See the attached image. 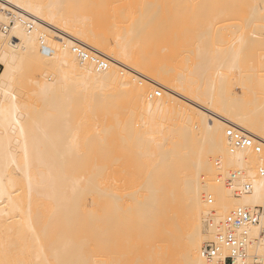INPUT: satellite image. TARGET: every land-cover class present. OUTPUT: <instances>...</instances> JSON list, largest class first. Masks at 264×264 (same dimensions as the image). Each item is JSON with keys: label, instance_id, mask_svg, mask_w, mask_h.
Returning a JSON list of instances; mask_svg holds the SVG:
<instances>
[{"label": "bare ground", "instance_id": "obj_1", "mask_svg": "<svg viewBox=\"0 0 264 264\" xmlns=\"http://www.w3.org/2000/svg\"><path fill=\"white\" fill-rule=\"evenodd\" d=\"M187 1L190 0H139L138 3H133L130 7H127L122 0H53V2H46L45 0L46 3H43L42 0H0L1 10L3 9L0 13V27L8 23L7 15L9 12L19 18L23 16L32 21L30 31L26 30L19 20L13 22L8 33H4L0 28V64L3 67L2 72H0V218L7 217L11 219L16 216L17 199L21 191L26 201H28L34 195L37 185L42 186L46 190V196L53 203L57 201L56 198L59 195V192L56 191H61L60 185H57L60 182H57V180L60 177L61 166L58 165L59 161L56 162L57 157L55 160L51 159L55 155L52 147L50 149H52L53 154L47 148V152L51 154L50 160H44L43 157H40L43 152L38 157L31 156V154V157L28 156L32 147H37V145L46 146V144H42L43 141H40L46 138L45 141L49 143V139L53 135L50 137L48 135L41 136L39 127L27 126L29 121L35 124V121H37L35 119L33 121L32 118L28 119L29 115L32 114L31 110L27 109L28 105L24 103L26 101L24 99L28 96L22 97L16 94V90L14 92V87L17 85L14 80L20 77L17 75L21 74L23 76L22 73L27 72L26 68H22L23 66L20 68L19 65L26 63L27 69H31L28 71H32V75L30 76L31 79L28 78L30 73L28 76L25 74V76L29 79L28 81L31 80L32 82L35 97L32 96V90L25 91L27 94L24 93V95L32 94L29 97L40 102L37 101V104H40L38 108H41L39 109L41 112L42 110L46 111L48 108L52 111L56 110L62 116L65 114L64 119H66L68 113L70 115L67 116L69 117L68 122L71 118L78 122L86 119L96 124L106 120H112L117 125H122L123 122L125 125H129L135 134L142 132L149 138L161 137L170 143L171 147L169 148H165L163 145L158 146L159 151L157 150L156 156H151V163L148 161V173L151 175H148L149 180L145 175L144 177L146 181H149L147 185L149 184L150 188L146 187V182L143 183L145 181V178H143L141 181L143 186L140 183L141 187L144 188H140V190H144V193L140 192L142 193L140 194L142 201L135 200V202L134 199H131L132 203L127 207L124 204L125 208H122L125 209L124 211L128 217L138 212L139 214H136L137 217H135L138 220L139 217H143L144 219L141 220L143 222L148 217L147 212L150 208L146 206L151 203L150 206L152 207L155 203L153 202L155 195L156 197L158 195L159 187L153 190L155 182L159 183L161 181V185L157 184L160 185L159 192L161 195L158 198L161 197V202L162 200L165 201L164 204L167 208L165 212L162 211V209H165V205L162 204L164 205L162 208L160 206V211L164 212L162 213L164 218L161 219L165 221L160 220L161 215L157 218L161 221L160 224H166L167 218L169 221L165 226L160 225L161 228L153 226L157 232L153 231L157 234H150L153 228L149 226L151 230H148L149 227H145L143 225L145 223L142 224L140 221L143 227L148 230V235H152V241L154 242L152 248L154 249L152 250L153 259L157 264H173L176 255L179 256L181 264H224L226 252L223 256L221 255L212 261L204 260L200 256L201 243L204 240L214 241L217 232L220 231L223 219L232 209L236 207L250 208L264 204V180L256 176V168L264 165V78H235L233 76L238 72H224L223 70H226L227 67L225 68L222 64L218 67L219 71L215 73L216 79H218L217 82L221 83L220 86L210 89L204 86V83L201 85L197 77L193 78L201 73L200 65L202 66V63H204L200 61L201 50L199 47L196 48L194 56H186L187 60L183 58L184 62L181 67L185 70L186 75L184 77H181L178 67H176V70L174 65L173 67H171L172 65L169 66L166 70L160 66L157 58L153 56V49H150L156 43L155 35L159 32L162 33L163 28L168 31L167 33L170 36H179L184 33L183 24L186 22L185 19L192 13ZM257 10L261 11V6H258ZM167 25L169 30L166 29ZM41 26L43 28L38 30ZM40 30L46 31L51 37L49 38L42 31L38 33ZM234 35L235 32L232 36ZM135 37L140 40L139 46L130 44ZM41 41L52 51L50 56L41 51ZM74 44H81L88 50L104 57L107 68L104 71H97L88 62L80 63L71 51ZM147 45L148 51L145 49ZM162 49L168 50V47L165 46ZM132 55L138 58L137 62L134 61ZM186 61L189 62L187 67ZM228 66L231 68L234 63H230ZM184 67L186 68L184 69ZM20 69L22 70L20 71ZM212 74L209 75L212 76ZM230 75L232 77H229ZM15 76L17 77L15 78ZM214 76L212 77L214 78ZM23 79L26 78L23 76ZM26 81L24 82L26 83ZM71 81L76 83L71 84ZM231 81L240 83L237 87L224 85V83ZM29 84L31 83L28 82V87ZM32 86L30 85V88ZM153 87L161 89V91H158L160 97L154 96L156 91L152 92ZM235 88L239 92H236ZM31 99H28L27 104ZM35 101L34 103H36ZM29 106L32 107V104ZM45 106L47 108L43 109ZM131 106L140 109L139 123L131 124V118H123L121 114H96L100 110L108 111L113 108L122 110V108ZM93 109L96 113L85 115L86 112ZM39 110L34 111L38 112ZM54 111L53 113H55ZM72 112L84 114L72 116ZM44 113H42L43 116L47 115ZM46 113L49 114V112ZM61 115L58 116L63 119ZM48 119L50 120V118ZM44 120L42 121L43 124L45 123ZM65 121L66 124L67 119ZM38 122L40 123L41 120L38 119ZM55 125L57 124H53L52 127H56ZM45 126L47 125L45 124ZM223 126L227 128L235 127L260 140L262 146L261 156H256L249 150H234L231 152L230 142L225 135L227 128L224 130ZM59 127L56 128L59 129ZM194 129L203 134L206 143L204 147H200L199 155L194 161L196 174L188 177L187 186L183 188V193H181L180 190L171 187V180L176 177L180 170L185 172L188 169V136L189 132ZM51 130L49 129V131ZM64 130L63 128L62 131ZM46 131L48 132V129ZM66 131L68 130L66 129ZM65 134L62 138L68 135ZM71 134V139L74 142L77 135L74 133L72 136ZM57 136L54 138L57 139ZM55 145L53 146L55 147ZM60 146L64 148L63 145ZM69 146L68 148L65 146L67 148V151L66 148L64 150L66 151L65 154L74 147L69 148ZM18 151L22 152L24 156L22 164L17 158L18 155L16 156ZM216 155L222 157L224 164H227V166L239 167L234 171L240 170L248 178L252 185L250 194L235 198L228 191L230 189L227 188L228 190H226V187L213 184L212 176L214 174L211 173V164ZM213 163L218 170L221 169L220 160ZM39 168H43V172L38 170ZM57 170L59 171L57 172ZM31 171L40 175L39 182H31L28 175ZM156 179H160V181ZM150 182H152L153 189H151ZM173 182L175 183V181ZM162 184L165 186V190H161ZM204 194L214 199L211 206L208 205L207 201H204ZM64 200L62 201L64 202ZM157 201L159 202V200ZM140 202L143 205L141 209L145 210L142 211L143 214L141 210L138 211L141 205L135 207ZM145 202H148L147 205ZM108 204L106 206H109ZM155 205L159 208L160 204H154V210L157 209ZM110 207H107L106 210L110 209L108 211L113 213L111 209L114 211L115 209L112 206ZM100 211L103 212V209ZM124 211L122 213H125ZM158 212H155L156 215L160 213ZM107 213L109 214V212ZM149 214L151 213L149 212ZM124 215L122 214V216ZM151 215L154 217V214ZM150 216L146 219L147 223L148 219L149 221L153 220L151 219L153 217ZM122 218V221H125L127 216ZM132 221L127 222V225L126 222L123 224L122 235H129L128 238L127 236L123 237L126 238L124 240L128 239L127 241H130L129 238L134 232L132 231L133 225L139 223V221L137 223L133 222L132 225ZM205 221L207 222L206 227L204 226ZM111 226L114 227L113 224ZM261 228H264V219L260 226L249 230L251 245L248 248V257L257 254L254 251L264 253V236L260 234ZM146 229L143 230L142 228L143 232ZM159 229L163 230L160 231ZM124 232H127V234ZM154 235H156V238L153 237ZM67 239L64 238L58 241L57 245H59L54 249L55 254L60 252L59 249H62L61 251L64 254L59 253V255L65 257V253L73 249L71 248L72 241L68 239L69 242L71 241L70 244ZM95 239L98 238L93 240ZM155 239L156 241H154ZM83 242L80 244H84ZM94 246L99 247L96 244ZM83 249L81 248L82 251ZM257 255L260 260H264V257H262L264 255ZM251 261L246 259L243 262H235L234 264H251Z\"/></svg>", "mask_w": 264, "mask_h": 264}, {"label": "rangeland", "instance_id": "obj_2", "mask_svg": "<svg viewBox=\"0 0 264 264\" xmlns=\"http://www.w3.org/2000/svg\"><path fill=\"white\" fill-rule=\"evenodd\" d=\"M42 1L43 3H46L48 1L53 2V0H46V2H44L45 0ZM122 2L126 4L127 7H130L131 4L138 3L139 0H122ZM187 5L192 10V13L187 19H185L186 22L183 24L185 31H183L184 33H182V35L170 36L167 33L168 31L164 28L162 30V33L159 32L155 35L156 43L150 49H153V56L157 58L158 64L160 66H162L166 70L169 66L172 65L171 67H173L174 65L176 70V67H178V72L182 75L181 77H184V75H186L184 72L185 70H183V67H181L184 62L183 58L187 60L186 56H194L196 48L199 47V49L201 50L200 61L206 64L204 65V63H202L203 67L200 65L201 73L198 75L194 74L195 77L193 78L197 77V79L200 80L199 82L201 85L204 83L203 85L207 86L210 89H214L220 86L221 83L217 82L218 79H216L217 77L215 73L219 71L218 67H220L219 65L222 64H224L225 68L227 67L226 70H223L224 72H238L234 74L233 77L235 78H264V0H190L187 1ZM258 6H261V11L257 10ZM2 11L3 9L1 10L0 7V13H2ZM42 28L43 27L41 26L38 28V30ZM166 29L169 30L168 25ZM41 31L42 30L38 31V33H41ZM42 32L47 34L49 38L51 37V35L46 31L43 30ZM233 32H235L234 36H232ZM130 44L139 46L140 40H138V38L136 39L135 37L134 40L130 42ZM164 45L168 47V50L162 49L163 47H165ZM145 49L146 51H148V45L145 47ZM132 57L134 58L135 62L138 61V58L135 55H132ZM203 57L205 58L203 59ZM188 63L189 62L186 63L187 65L185 64L186 67L188 66ZM230 63H234V66L231 68L228 66ZM207 65L209 66L207 67ZM0 66L2 72L3 67L1 64ZM21 66H23L22 68L24 69L26 68L25 70H27L28 72L27 73L24 70L25 73L23 72L22 75L27 79L25 74L28 76V74L30 73L28 78L31 79L30 76L32 75V71H28L31 69H27L28 66L26 63H21L19 67L21 68ZM186 67H184V69ZM21 70L22 69H20V71ZM210 73L215 74V76L214 74H212L214 78L209 75ZM170 74L172 75V73ZM17 76H20L21 78L18 77L19 79L17 78L16 80H14L17 84L15 85L16 87H14V92L16 90V94L21 95L22 97L28 96L26 99H24L27 101L24 102L26 103V105H28L27 109L29 111L31 110L30 112L32 113H30L31 115H29L28 119L32 118L33 121L37 120L35 121L37 125L34 122L29 121L27 123V126L39 127V133H41V136L48 135V137H50L51 135H53L49 139L50 144L45 141L46 138L44 140L42 139L40 142L43 141L42 144H46V146H44L45 148L41 145L36 144L37 147H32L28 156H30L31 154V156L35 155L36 157H38V155L40 156V153L43 152L40 157H43L44 160H50V153H52L51 150L53 149L52 151L55 155H52L53 157L51 159L55 160L58 158V160L56 161L57 163L58 161L60 163L63 161V164H58L61 166V170L58 167V169L60 170V175L56 173L60 176V180H57V182L60 181V184L58 183L57 185H60L59 187L61 191H56L59 192L58 197H55L57 201L59 200V202H55L56 204L46 196V190L42 188V186L37 185L34 195H32L31 198L28 199V201H26L23 192H19V197L17 199L18 208L15 212L16 216L11 219L7 217L0 218V264H157V262L153 259L152 253V250H154L152 249L154 245V242L152 241L153 238L151 237L152 235H148V230H151L150 227H152L153 229L150 231V234H157V231L155 229L161 228L160 225L165 226L169 221V219L167 218L166 224H160L161 221H165L161 219L164 218V214H162L164 212L160 211L161 208L165 205V201L162 200V203L160 200L161 197L158 198V196H161L159 192L161 185L160 179H156L160 181L159 183L154 181L156 183H154V189L152 186L153 181L150 182V186H152L151 189L156 190V187H159V190L157 188L158 195L157 197L155 195V200L153 201L155 203L152 202L153 205L151 207V200L148 201L150 205H147L148 202H145L147 205L146 207H150H148V214L145 212L148 215V217H146L149 218L151 214H154V217L151 215L153 217L151 219H153L152 221L154 225L151 220L149 221V219L147 223V218H145V220L142 222L141 220H143L144 218L138 216V220V218H136V214H139L138 212L135 213V215L131 214V216L129 215L128 217V215H126L127 213L124 211L125 209L123 210L122 208H125L124 204H126V207L129 206L132 203L131 199H134L133 201H142V199L140 198V194L144 193V190L142 191V189L144 188H142L141 185L146 182V187H149V184L147 185V182L149 181H146L144 175L147 177V180H149L148 178L151 175L148 173V161H150V158H152L154 155L156 156L158 146L160 147V145H163V147L169 148L171 147L170 143L167 142V140L165 141L164 138L161 137L149 138L142 132H137V134H135V132H133L132 128H130L129 125H125L123 122L122 125H117L112 120H106L102 123L96 124L95 122H89L86 119H82L78 122L77 120H74L70 117L71 119L68 122L69 117L67 116L69 114L66 112L67 115L65 118L67 119V123L69 124H65V114L62 113V116L61 114H58L59 112L53 110L56 113L55 115V113H53V111L49 108L46 111L42 110L41 112V110H39L41 108H38L40 107V104H37L38 100L35 101L34 99H31L29 95L31 96L32 94L28 93V95H24L25 91L28 92V90H32V93L33 91H35L33 90L31 80L28 81L29 79H27V81L31 83L28 87V82L26 81V79L24 80L21 74H18ZM17 76H15V78ZM229 77L232 76L230 75ZM215 80L216 82H214ZM17 81H19V83H17ZM24 81H26V83ZM48 82L50 81L48 80ZM70 83L74 84L76 82L71 81ZM239 83L240 82L238 81H231L224 83V85H228L229 87H237ZM30 85L32 86L31 88ZM154 91H161V89L153 87L152 92ZM235 91L239 92L237 88H235ZM20 92H22L23 95ZM34 93L32 95L33 97H35ZM29 98L33 103L34 101L36 102L34 103L37 105H35L36 109L31 101L29 102V104H27ZM38 103L40 102L38 101ZM31 104L32 107L29 106ZM44 108L47 107L45 106L43 107V109ZM37 109L39 110L38 112H36ZM43 112H45L44 114L47 115L43 116ZM46 112H49V114ZM90 113L94 114L96 113V111L93 109L90 112H86L85 115H88ZM104 113L121 114L123 118L129 117L131 118L130 121L132 120L131 124L139 123L141 115L140 109L132 106L122 108V110L116 108L110 109L108 111L100 110L96 114ZM83 114L84 113L77 112L71 113L72 116ZM54 115L57 117H55ZM58 115H61L63 119L59 118ZM40 117H43L45 120ZM48 118H50V120ZM38 119L39 121L41 120V124L38 122ZM54 119H56L57 121ZM43 120L45 122L44 124L42 122ZM51 120H53L54 122H52ZM29 123L30 125H28ZM45 124L47 126H50L46 128L47 126H45ZM53 124H57L55 125L56 127H62H59L58 129L54 126L52 127ZM44 127L48 129V132ZM223 127L224 130L227 128L226 126ZM40 128L43 130H41ZM63 128L65 129L64 131H62ZM49 129H54L55 132L54 130L49 131ZM60 129L61 131L59 132ZM66 129L68 131H66ZM56 130L58 131L56 132ZM42 131L44 134L42 133ZM45 132L47 133L45 134ZM62 132L64 135H66L65 133L68 134L66 136L67 138L65 136L62 138ZM58 133L62 135L60 136V134ZM71 133H75L77 135L76 139H74V142L71 139ZM54 134L55 136L58 135L57 139L54 138ZM60 138L63 141L62 143ZM54 140L57 142H55ZM188 143V169L185 172L180 170L177 173L176 177L171 180V187L176 190H180L181 193H183V188L187 186L188 177L196 174L194 161L199 155L200 147H204L206 141L203 134L194 129L189 132ZM53 145H55V147ZM60 145H63L64 148H62V146ZM68 145H70L69 148L73 146L74 147L72 148V150H69V152L65 154ZM65 146H67V148ZM51 147L52 149H50ZM34 148L38 149L35 150ZM47 148L48 150L50 149V153L47 152ZM65 148L66 151H64ZM38 150H40L39 153ZM19 151L17 152L18 154L16 153V156L18 155L17 158L22 164L24 162V156L22 152ZM33 152L34 154H32ZM147 155L150 156L148 157ZM44 157H46L47 159H45ZM213 159L214 160L211 164V173L214 174L212 176L213 184H218L225 188L226 186L224 181L227 177V174L231 171H234V169H239V167H229V165L227 166V164H224L223 162L224 159L217 155ZM218 160L221 161L220 170H218L213 163ZM38 170L43 172L44 169L39 168ZM59 170H57V172ZM28 175L30 176L31 182L34 181L36 183L40 181V175L38 173L31 171ZM217 177L221 178V181L219 183L216 182ZM143 178H145V181L141 183ZM173 181H175V183ZM163 184V187L161 186V190L165 188ZM140 188L142 189L140 190ZM225 189L228 190L227 188ZM141 191L142 193H140ZM206 197L207 194H204L205 202L207 201ZM52 200L54 201V199ZM60 200H64V202H61ZM157 200H159V202ZM106 201V204L110 203L108 204L109 206H106ZM141 203L142 202H140L139 205H136L135 207H139ZM154 204H160L159 208L155 205L157 208L155 210L159 211L161 214L158 212L159 214L156 215L155 212L157 211L154 210ZM212 204L208 205L211 206ZM110 206H112V208L114 207L115 209V211L111 209V211H113V213L111 212L112 214L110 213V211H108L110 209L106 210L107 207ZM141 206L140 209L138 208V211L141 210L142 212L144 209L142 210L141 208H143V205ZM164 207L165 209H162V211H165L167 208L166 205ZM117 208L118 210H116ZM102 209L105 213L100 211ZM122 210L125 213H122ZM107 212H109V214ZM149 212L151 214H149ZM122 214H125V217L127 216V219L124 218L125 221H122V217H124L122 216ZM160 215L161 221H159L158 219ZM155 220H158L159 222L157 221L156 224ZM131 221L132 225L133 222L137 223L139 221V223L133 225L134 227L132 231L134 232L133 234L131 232L132 235L131 238H129L130 241H127L128 239L124 240L126 238L123 237L127 236L128 238L129 235L127 234V232H124L127 235H122V228H124L123 224L125 222L127 225ZM140 221L142 222V224L145 223L143 224L145 225V227L150 226L149 228H147L148 230L143 227ZM111 224H113L114 227H112ZM138 225L142 226L140 227ZM206 225L207 222L205 221L204 226L206 227ZM153 226H155L156 228H154ZM142 228L143 230L146 229V231L143 232ZM153 230H155L156 232H154ZM146 232L148 233L146 234ZM153 237L156 238V235H154ZM64 238H68L72 241L70 242L73 243V245H71L72 247H70L73 249L68 252L64 251L66 252V256L61 257L59 253L64 254L62 253L63 251H61L62 249L58 248L60 252L58 251L59 253L57 254L54 253V249L58 247V241L63 240ZM94 238H98L95 239L96 242L95 240H93ZM97 241H99L100 243ZM154 241H156V239ZM206 241L207 240H204L201 245H203ZM82 242L84 244L81 245L80 243ZM92 242L94 245L96 244L99 247H96L94 245L92 246ZM81 248H84L83 251L81 250ZM254 252L259 255L261 254L260 256L264 255V253H262L261 251V253H258V251ZM173 264H181L178 255L174 257Z\"/></svg>", "mask_w": 264, "mask_h": 264}, {"label": "built area", "instance_id": "obj_3", "mask_svg": "<svg viewBox=\"0 0 264 264\" xmlns=\"http://www.w3.org/2000/svg\"><path fill=\"white\" fill-rule=\"evenodd\" d=\"M7 16L8 23L0 27L4 33H8L9 27L16 20H19L26 30L30 31L32 29V21L29 18L23 16L19 18L11 12ZM40 49L48 56L52 54V51L42 41ZM71 51L80 63L88 62L97 71H104L107 68V62L104 57L88 50L81 44H74ZM154 96L160 97V93L156 91ZM225 135L230 142L231 152L234 150H249L252 154L261 156L262 146L260 140L235 127L227 128ZM256 176L264 180V165L256 168ZM220 181L221 178L217 177L216 182L219 183ZM224 182L226 188L230 189L235 198H241L252 192L250 181L240 170L229 172ZM206 200L208 204L213 203V199L210 196H207ZM263 219L264 204L250 208L236 207L232 209L223 219L220 231L217 232L214 241H206L202 245L200 256L206 261H212L221 255L223 256L224 252H226L224 264L243 262L246 259L252 260L251 264H264V260H260L257 254L248 257V248L251 245L249 230L260 226ZM260 234L264 236V228H261Z\"/></svg>", "mask_w": 264, "mask_h": 264}]
</instances>
